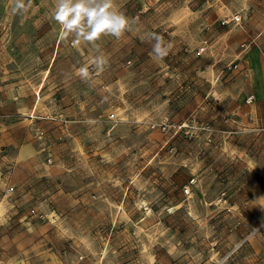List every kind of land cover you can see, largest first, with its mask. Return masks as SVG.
<instances>
[{"label": "rangeland", "instance_id": "374dc122", "mask_svg": "<svg viewBox=\"0 0 264 264\" xmlns=\"http://www.w3.org/2000/svg\"><path fill=\"white\" fill-rule=\"evenodd\" d=\"M115 4L73 47L0 0V264H264V0Z\"/></svg>", "mask_w": 264, "mask_h": 264}, {"label": "clouds", "instance_id": "9594fccd", "mask_svg": "<svg viewBox=\"0 0 264 264\" xmlns=\"http://www.w3.org/2000/svg\"><path fill=\"white\" fill-rule=\"evenodd\" d=\"M13 13L26 14L31 7L24 0H14ZM54 19L60 25L59 38L67 40L70 36L73 47L82 42L94 43L103 35L121 38L126 31L132 30L135 20L130 19L115 4V0H56ZM152 44L153 54L160 59L166 57L172 49L171 42L164 40L162 35L148 33L145 37ZM108 57L104 54L93 56L82 67L76 69V74L84 81L91 79L89 67L98 73L103 72L108 65Z\"/></svg>", "mask_w": 264, "mask_h": 264}, {"label": "built area", "instance_id": "2783aa9c", "mask_svg": "<svg viewBox=\"0 0 264 264\" xmlns=\"http://www.w3.org/2000/svg\"><path fill=\"white\" fill-rule=\"evenodd\" d=\"M232 21H234V22H236V23H239V21H240V16H239V15H235V16H233ZM236 66H237V65H236ZM250 100H251V98L248 99V101H250Z\"/></svg>", "mask_w": 264, "mask_h": 264}]
</instances>
